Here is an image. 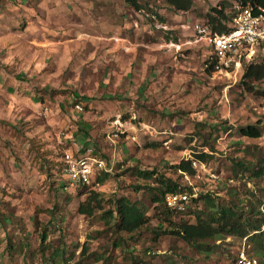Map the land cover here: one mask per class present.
<instances>
[{
    "label": "rangeland",
    "instance_id": "obj_1",
    "mask_svg": "<svg viewBox=\"0 0 264 264\" xmlns=\"http://www.w3.org/2000/svg\"><path fill=\"white\" fill-rule=\"evenodd\" d=\"M145 1L136 10L125 0H0V264H231L238 252L231 236L205 252L163 233L171 227L143 188L154 179L136 170L242 207L252 192L264 199V175H251L264 167V128L260 138L237 131L264 119V78L249 90L243 71L206 70L209 47L194 24L221 0H193L189 11ZM76 141L113 164L82 192L68 178L69 189L59 185ZM194 151L212 157L183 175L174 166ZM92 191L104 209L88 216L78 206ZM123 195L150 209L137 239L103 218Z\"/></svg>",
    "mask_w": 264,
    "mask_h": 264
},
{
    "label": "trees",
    "instance_id": "obj_2",
    "mask_svg": "<svg viewBox=\"0 0 264 264\" xmlns=\"http://www.w3.org/2000/svg\"><path fill=\"white\" fill-rule=\"evenodd\" d=\"M125 1L136 10H142L148 4L145 0ZM163 1L176 11H189L194 5L193 0ZM236 3L264 7V0H221L218 5L211 7L205 14V23L209 24L216 32L226 31L232 25ZM259 57L257 56L258 60L254 59L252 63L246 64L241 75L242 83L249 90L255 89L251 82L264 78V56L261 61H259ZM211 61L212 59L209 53L205 62L206 70L209 72H212ZM257 91L264 95V90ZM85 109H87L86 106L84 107V111ZM262 120L258 121L259 124H248L238 127L237 131L241 136L260 138L264 128V126H260L264 123V119ZM158 145L159 143L157 142L151 144V146ZM211 157L210 154L204 151H194L190 159H183L174 167L176 170L181 171L183 175L189 174L193 176L196 170L192 161L197 160L204 163ZM238 165H242L241 162ZM61 172L63 178H60L59 185L64 190H67L68 188L66 189V187L70 184L66 181L64 161L61 164ZM156 173L157 171L155 170H136L138 176L145 179H154V184L145 185L143 188L148 189L152 193L151 202H153L155 212L160 210L164 214L162 221L171 227L163 233L173 234L205 252L212 251L213 245L218 246L216 244L210 246L208 241L224 240V238L231 236L240 240L242 243L243 238L248 237L254 245L257 257H259V264H264L262 261L264 259V199L258 198L252 192L251 194L255 200L248 201L242 207L236 201H226L211 192H199L195 190L193 185L182 186L179 182L161 174L155 176ZM107 174H110V172L102 171L98 173L96 183L104 182L105 178L103 176ZM251 175L258 178L263 176L264 167H260L258 170H252ZM72 186L75 189L78 188L81 192L83 190L82 188L87 187L81 185ZM139 189H142L141 186L138 185L135 187V190ZM175 192H188L191 195L189 206L184 212L172 209L166 205L165 200L167 195ZM110 203L112 205L111 208L105 210L103 214V218L107 219L106 223H112L117 232L123 231L131 234V240L137 239L139 235L137 233H140L141 229L151 219V216L148 214L150 210L148 206L140 200H133L131 197L124 195L111 199ZM99 209H104L103 200L99 198V193L95 191L90 192L87 198L81 201L78 206L79 212L88 216H93L96 210ZM174 216H180V221L173 220ZM46 238L47 235L44 233L43 241ZM237 253L233 256V261ZM79 264L82 263L80 262Z\"/></svg>",
    "mask_w": 264,
    "mask_h": 264
},
{
    "label": "built area",
    "instance_id": "obj_3",
    "mask_svg": "<svg viewBox=\"0 0 264 264\" xmlns=\"http://www.w3.org/2000/svg\"><path fill=\"white\" fill-rule=\"evenodd\" d=\"M196 35L207 41L211 55L212 73L225 77H237L246 64L252 63L257 56H264V7L235 4L232 25L224 32H216L205 23L198 21L194 24ZM47 113L48 106L43 108ZM78 112L84 111L81 103L75 104ZM257 112L264 117V95L257 105ZM119 119L116 120L119 123ZM75 145L76 142L74 143ZM64 172L71 185L94 186L96 176L102 171L112 172L107 160L92 146L81 148L76 153L66 149L63 156ZM194 167L203 162L193 160ZM215 177V174H212ZM69 189V186L66 189ZM188 192H175L167 195L166 205L172 209L184 212L190 203ZM232 264H259V259L253 243L244 237L238 253Z\"/></svg>",
    "mask_w": 264,
    "mask_h": 264
},
{
    "label": "crops",
    "instance_id": "obj_4",
    "mask_svg": "<svg viewBox=\"0 0 264 264\" xmlns=\"http://www.w3.org/2000/svg\"><path fill=\"white\" fill-rule=\"evenodd\" d=\"M76 144H77V145H75V151H78V150L81 149V147L83 146V144L80 143L79 141H76ZM86 147H87V146H86Z\"/></svg>",
    "mask_w": 264,
    "mask_h": 264
}]
</instances>
